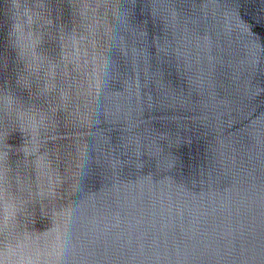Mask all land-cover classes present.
<instances>
[{
	"label": "water",
	"instance_id": "obj_1",
	"mask_svg": "<svg viewBox=\"0 0 264 264\" xmlns=\"http://www.w3.org/2000/svg\"><path fill=\"white\" fill-rule=\"evenodd\" d=\"M0 264H264V0H0Z\"/></svg>",
	"mask_w": 264,
	"mask_h": 264
}]
</instances>
